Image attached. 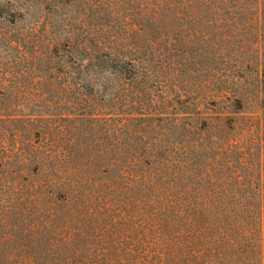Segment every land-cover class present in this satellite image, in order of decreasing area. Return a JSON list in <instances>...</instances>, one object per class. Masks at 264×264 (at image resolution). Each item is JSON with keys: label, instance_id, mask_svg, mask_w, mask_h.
Here are the masks:
<instances>
[{"label": "rangeland", "instance_id": "1", "mask_svg": "<svg viewBox=\"0 0 264 264\" xmlns=\"http://www.w3.org/2000/svg\"><path fill=\"white\" fill-rule=\"evenodd\" d=\"M122 4L102 11L125 37L112 75L92 70L79 45L88 13L78 1L0 0V173H33L43 158L41 169L100 175L117 153L149 145L169 156L188 122L204 127L209 115L227 124L237 111L248 138L260 124L264 166V0H198L195 13L165 11L158 24L151 0ZM131 58L150 72L136 73ZM31 208L0 202V262L11 251L43 253L55 238L44 207Z\"/></svg>", "mask_w": 264, "mask_h": 264}, {"label": "trees", "instance_id": "2", "mask_svg": "<svg viewBox=\"0 0 264 264\" xmlns=\"http://www.w3.org/2000/svg\"><path fill=\"white\" fill-rule=\"evenodd\" d=\"M76 1L88 13L78 35L90 68L117 75L125 37L102 21V11L121 10L122 0ZM151 4L147 12L158 24L155 15L165 11L195 13L198 0ZM130 61L136 73L150 72L139 58ZM201 118L204 127L188 122L169 156L149 145L143 153H117L100 175L41 169L43 158L33 173H0V202L30 205L31 215L41 204L44 227L59 229L43 253L7 252L0 264H264L260 124L248 138L240 111L227 124ZM212 130L218 139L211 144L205 133Z\"/></svg>", "mask_w": 264, "mask_h": 264}]
</instances>
